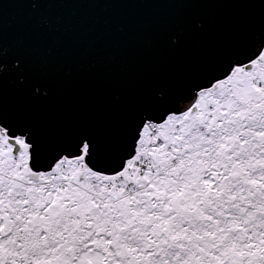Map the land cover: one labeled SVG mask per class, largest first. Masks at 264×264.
I'll list each match as a JSON object with an SVG mask.
<instances>
[{"label": "snow or ice", "instance_id": "1", "mask_svg": "<svg viewBox=\"0 0 264 264\" xmlns=\"http://www.w3.org/2000/svg\"><path fill=\"white\" fill-rule=\"evenodd\" d=\"M6 3L0 0V21ZM214 34L216 13H193L168 39L211 52ZM4 55L0 24V101L27 74ZM31 147L0 124V264H264V47L181 111L146 124L119 171L90 167L87 144L38 171Z\"/></svg>", "mask_w": 264, "mask_h": 264}, {"label": "water", "instance_id": "2", "mask_svg": "<svg viewBox=\"0 0 264 264\" xmlns=\"http://www.w3.org/2000/svg\"><path fill=\"white\" fill-rule=\"evenodd\" d=\"M6 2L0 21L5 63L19 60L27 74L24 86L6 87L0 124L24 125L47 163L54 161L53 151L86 140L99 171L107 173L118 171V154L136 143L137 108L151 116L181 111L194 99L196 78H223L234 49L264 30V0H246L239 10L103 0ZM193 13L217 15L211 52L170 45L169 34Z\"/></svg>", "mask_w": 264, "mask_h": 264}, {"label": "trees", "instance_id": "3", "mask_svg": "<svg viewBox=\"0 0 264 264\" xmlns=\"http://www.w3.org/2000/svg\"><path fill=\"white\" fill-rule=\"evenodd\" d=\"M263 45H264V30L262 31V30L256 29L255 34H252L248 37V43L244 45V47L241 50L234 49V58L232 60L233 65L244 63L246 60L245 56L248 57L247 59H251L252 57H255L258 54L259 50L263 47ZM251 49H256V51L252 55L250 54ZM230 69H231V65L229 67H226V70L223 72L224 76L229 72ZM217 79H218V76H212L209 79L196 78L195 82L192 84V90L190 92V99L192 100L199 90L209 87L211 83ZM169 113H170V110L165 109L161 113L151 116L147 108H137L135 115L140 120L141 125L136 130V138H135L136 143H137V140L139 139L140 131L146 122L160 123L161 121L164 120L165 116ZM12 125L13 126L11 129H12L13 135L15 136L21 135L25 137L27 142L32 146L31 147V154H32L31 164L33 165V168L38 171L48 170L49 167L62 156L73 157L77 155L78 153L81 152V148L83 147L84 144L88 145L86 140H82L76 144H73L69 149L65 148L62 151L61 150L53 151L54 161L52 163H47L44 160L43 153L38 150V147L36 146V144H34V139L31 138V133L28 132V130H26L25 126L22 124L16 125L15 123H12ZM136 143L132 142L131 143L132 147H125L123 150V153L118 154V162H117L118 170H120L123 167L125 161L134 154ZM86 159H87L89 166L92 167L94 170H97V171L102 170V165L99 164L92 157L91 151L89 155V146H88V152L86 155Z\"/></svg>", "mask_w": 264, "mask_h": 264}, {"label": "rangeland", "instance_id": "4", "mask_svg": "<svg viewBox=\"0 0 264 264\" xmlns=\"http://www.w3.org/2000/svg\"><path fill=\"white\" fill-rule=\"evenodd\" d=\"M263 47H264V45H263ZM252 58H254V57H252ZM248 61H249V60H248ZM248 61H247V62H248ZM247 62L245 61L244 63H247ZM244 63H240V64H244ZM233 66H234V65H233ZM233 66H232V67H233ZM199 91H200V90H199ZM199 91H198V92H199ZM198 92H197V93H198ZM197 93H196V94H197ZM192 101H193V100H192ZM192 101H191V102H192ZM170 113H174V111H170ZM167 115H168V114H167ZM167 115H166V116H167ZM166 116H165V118H166ZM165 118H164V119H165ZM146 124H150V123H149V122H146V123L144 124V126L142 127V129L145 127ZM142 129H141V131H142ZM141 131H140V134H141ZM18 136H21V135H18ZM22 137H23V136H22ZM139 137H140V135H139ZM137 141H138V140H137ZM136 144H137V143H136ZM82 148H83V147H82ZM82 148H81V152H82ZM81 152H80V154H81ZM80 154H79V155H80ZM73 157H74V156H73ZM120 170H121V169H120Z\"/></svg>", "mask_w": 264, "mask_h": 264}, {"label": "flooded vegetation", "instance_id": "5", "mask_svg": "<svg viewBox=\"0 0 264 264\" xmlns=\"http://www.w3.org/2000/svg\"><path fill=\"white\" fill-rule=\"evenodd\" d=\"M8 130H10V129H8ZM10 132V131H9ZM15 136V135H14Z\"/></svg>", "mask_w": 264, "mask_h": 264}, {"label": "built area", "instance_id": "6", "mask_svg": "<svg viewBox=\"0 0 264 264\" xmlns=\"http://www.w3.org/2000/svg\"><path fill=\"white\" fill-rule=\"evenodd\" d=\"M149 123H152V122H149Z\"/></svg>", "mask_w": 264, "mask_h": 264}, {"label": "bare ground", "instance_id": "7", "mask_svg": "<svg viewBox=\"0 0 264 264\" xmlns=\"http://www.w3.org/2000/svg\"><path fill=\"white\" fill-rule=\"evenodd\" d=\"M119 171V170H118Z\"/></svg>", "mask_w": 264, "mask_h": 264}]
</instances>
